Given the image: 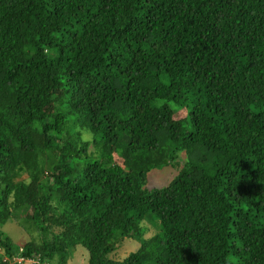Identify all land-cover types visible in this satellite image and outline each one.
Segmentation results:
<instances>
[{"label": "trees", "instance_id": "16d2710c", "mask_svg": "<svg viewBox=\"0 0 264 264\" xmlns=\"http://www.w3.org/2000/svg\"><path fill=\"white\" fill-rule=\"evenodd\" d=\"M78 246L264 264V0H0V264Z\"/></svg>", "mask_w": 264, "mask_h": 264}, {"label": "rangeland", "instance_id": "374dc122", "mask_svg": "<svg viewBox=\"0 0 264 264\" xmlns=\"http://www.w3.org/2000/svg\"><path fill=\"white\" fill-rule=\"evenodd\" d=\"M177 170L169 167L160 172L153 173L149 180V189L161 188L169 184V182L176 176ZM156 229L157 228L153 227ZM3 231L8 234L15 241H30L33 238L37 237V233H28L22 231L19 227H17L14 223L8 224L3 228ZM154 232V230H153ZM151 234H148L150 236ZM140 245L137 241H129L126 240L120 247L119 253L121 256L126 257L131 251L138 249ZM136 251V250H135ZM123 258V257H122ZM89 262V254L88 251L82 247L78 246L74 251L72 258L69 260L68 264H88Z\"/></svg>", "mask_w": 264, "mask_h": 264}, {"label": "built area", "instance_id": "2783aa9c", "mask_svg": "<svg viewBox=\"0 0 264 264\" xmlns=\"http://www.w3.org/2000/svg\"><path fill=\"white\" fill-rule=\"evenodd\" d=\"M19 262H20V263L23 262V259L19 260ZM32 263H33V262H32Z\"/></svg>", "mask_w": 264, "mask_h": 264}]
</instances>
